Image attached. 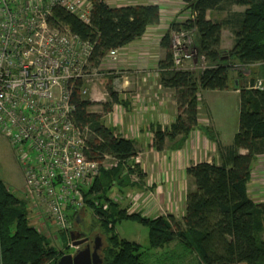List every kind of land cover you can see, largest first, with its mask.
Segmentation results:
<instances>
[{
  "label": "trees",
  "instance_id": "obj_1",
  "mask_svg": "<svg viewBox=\"0 0 264 264\" xmlns=\"http://www.w3.org/2000/svg\"><path fill=\"white\" fill-rule=\"evenodd\" d=\"M180 1L193 13V18L170 21L160 39L165 55L158 63L160 83L174 90L178 114L166 131L155 130V147L161 150L165 138L185 139L197 127L201 91L233 88L240 93L234 150L219 165L202 161L186 168L195 189L187 193L180 224L171 222L170 217L148 218L139 212L128 213L107 191L113 182L123 185L128 178L122 175L126 166L128 173L137 169L136 163L128 164L136 152L133 141L114 135L101 115L90 111L91 101L74 92L73 120L79 127H85L81 131L87 129L92 137L86 139L89 158L99 159L108 154L117 159L114 166L101 169L84 194V208L98 216V230L106 236L101 264H149L143 260L144 251L138 243L121 238L113 230L115 221L123 218L137 220L148 227V248L163 249L177 242L185 252L195 255V263L191 264H264V201L253 202L247 192L251 164L264 155V0ZM86 2L88 23L60 7H54L51 18L56 26L65 25L93 44L90 56L93 66L100 64L109 49L122 48L135 41L160 19L158 4L111 6L105 0ZM233 5L244 8L232 10ZM208 11L232 13L213 20L206 17ZM225 26L231 27L233 34L230 49L221 48ZM181 31L194 35V47L201 56L197 58L208 62L205 68L192 71L175 67L171 35ZM231 63L244 66L258 63L256 70L263 78V89L252 88L251 82V88L243 87L240 84L243 72L231 78ZM109 96L117 101L113 91H109ZM215 142L219 153L227 149L216 139ZM239 149H245L246 153L239 154ZM27 201L30 202L28 198L16 197L0 180V264H56L66 252L57 251L40 226L31 224L33 205ZM68 246L65 249H70Z\"/></svg>",
  "mask_w": 264,
  "mask_h": 264
},
{
  "label": "built area",
  "instance_id": "obj_2",
  "mask_svg": "<svg viewBox=\"0 0 264 264\" xmlns=\"http://www.w3.org/2000/svg\"><path fill=\"white\" fill-rule=\"evenodd\" d=\"M54 7L89 22L86 0H0V106L8 114L35 110L28 119V134L7 128L2 120L0 131L18 148L26 197L34 210L67 234L71 219L85 205L84 189L100 169L88 156L84 133L62 123L65 116L73 120L74 105L67 96L76 90L86 94L90 83L108 71L90 62L91 42L53 23ZM117 56L118 49H111L102 61H115ZM190 57L173 53L175 67ZM200 63L205 61L200 58Z\"/></svg>",
  "mask_w": 264,
  "mask_h": 264
},
{
  "label": "crops",
  "instance_id": "obj_3",
  "mask_svg": "<svg viewBox=\"0 0 264 264\" xmlns=\"http://www.w3.org/2000/svg\"><path fill=\"white\" fill-rule=\"evenodd\" d=\"M105 1L111 5L108 0ZM115 1L119 3L111 6L158 4L160 19L150 25L140 38L122 47L117 60L101 61L100 65L104 70L118 75L115 80V75L111 77L114 87H117L113 89L117 101H112L111 97L106 101L103 96L107 93L99 95L91 85L88 86V92L89 96L94 95L95 101L86 99L93 101L98 108H102V102H107V108L96 111L97 114L101 115L103 123L113 130L114 135L131 139L134 144L136 152L128 164L136 163L137 169L129 173V182L120 186L121 195L118 191L115 194L120 197L117 199L120 208H125L128 213L139 212L148 218L170 217L171 222L180 224L185 212L187 193L195 189L193 179L186 174V168L202 161L221 164L234 150L232 144L237 131L230 140H225L220 132L209 128V118L201 116V111L207 112L203 95L215 90H204L199 94L202 101L198 106L197 127L185 139L180 136L170 140L165 138L161 150L155 147V130L160 128L166 131L178 114L174 90L160 83L161 69L158 63L165 55L160 39L170 21L180 22L184 19V15L178 10L183 4L180 0ZM233 10L242 11L240 8ZM215 13L216 11H208L206 17L213 20L222 18H218ZM222 35L221 48L230 49L233 41L224 43ZM229 76L236 77L234 74ZM222 91L240 94L239 89ZM202 107L205 109L201 110ZM90 111L95 113L91 109ZM211 129L214 133L210 134ZM214 138L227 149H222L219 153ZM245 152L243 149L238 150L240 154ZM247 192L256 203L264 201V155L258 156L251 164ZM124 195L126 198L122 197ZM75 217L78 219L80 214Z\"/></svg>",
  "mask_w": 264,
  "mask_h": 264
},
{
  "label": "rangeland",
  "instance_id": "obj_4",
  "mask_svg": "<svg viewBox=\"0 0 264 264\" xmlns=\"http://www.w3.org/2000/svg\"><path fill=\"white\" fill-rule=\"evenodd\" d=\"M108 1L111 5H116L119 3L115 0H108ZM134 1L136 2V0ZM237 8L243 9L244 7L236 6V5L231 6L232 10ZM179 13L181 12L179 11ZM228 13L231 14L232 11H228V12L216 11L215 14H217L218 18H221V17H226ZM179 33H189V32L181 31V32L173 33L171 35V46L173 53L176 56L177 55L180 56V53L191 54V57L183 58L180 65L178 66L180 68L192 66L191 69L192 71H199L203 67H206L208 62H205L202 65L200 63V59L198 60L197 58L198 53L194 47V35L192 33L190 34V36L189 34L184 35ZM222 33H223L222 38L224 40V43H230L231 41H233L232 39L233 34L231 27L225 26ZM175 36L177 37V39ZM175 43H182V44L185 43L186 45L185 48L181 49L180 46L178 48L177 46L175 47L174 46ZM248 66L252 68L253 73L251 75L256 76V74H258L256 70L258 68V65L255 66L248 65ZM102 71L104 72V70ZM113 76H114V80L115 78L118 79V75L115 73H111L110 71V73H106L105 75L103 74L99 79L90 83L92 88H96L95 92H97L98 94L100 93L99 95H101L104 92L107 93L104 94L103 96L104 99L106 97V101L108 100V98L110 99L109 91H113L114 88L117 89V87H114L113 79H111V77ZM232 78L234 79V76ZM248 78L249 76L245 75L243 78L240 79L241 80L240 84L243 87L248 86V84H251L248 81ZM90 93H93V91H90ZM82 97L90 98L91 100L95 101L94 95L89 96V92L88 94L87 93L83 94ZM203 97H204L203 103L206 106L208 115H206L207 112L201 111L202 114L201 116L203 118H206V116L209 118L211 124V126L209 125V128H212L215 131L220 132L221 136L225 140H230L232 138V135L238 130L240 95L239 94L235 95L233 92H224L222 90H215L214 92H209L204 94ZM201 101L199 100L200 105H201ZM106 104L107 102L106 103L102 102L101 103L102 108H98L97 104H94V102L91 101L90 109L92 111H95V113L99 112L100 110L104 111V107L107 108ZM202 109L205 108L202 107L201 110ZM206 122L207 120L205 121V123ZM203 126L205 125H202V127ZM212 129L210 134L214 133ZM84 135L86 139L92 138L89 131H87V129L84 130ZM100 162L102 165L104 164L111 165L114 163L109 158L101 159ZM126 173L127 172L124 171L122 175H125ZM0 180L5 183V185L10 189V191L16 197L25 199V195H27V191L25 188L22 160L21 157L19 156L18 148L10 144V142L4 137L1 131H0ZM122 181H124V179ZM126 182H129L128 178L123 183ZM105 188H107L106 185ZM118 188H120V185L117 184V182H113L111 187L107 191V195L114 198V196H116L115 194L117 191H118L117 193L121 195L122 192H120ZM122 197L126 198L125 195ZM117 199L119 198H116V200ZM29 200L30 202L28 201L27 202L29 203L30 206H32V200L31 199ZM121 204L124 205L123 203ZM118 205L120 207V204ZM32 217L34 220L32 219ZM97 218L98 216L95 215L91 211V209L84 208V210L80 213V217L76 221H74V218H72L71 223H72V229L74 226H76V223H83L84 226L87 227L86 234L90 236L91 239H94L96 238V236H98L100 241L99 253L100 252L102 253V250L106 245V236L101 231L98 230ZM30 222L37 228H39L40 226V229H42L41 232H43L47 236L49 240V244L55 247L57 251L63 250L66 253L68 252L74 253L76 251V249L73 246L72 247L68 246L70 247V249L68 248L65 249V246L68 241L67 234L57 230L42 211H36L32 208V212L30 214ZM113 230L121 238L138 243L141 249L144 251L143 260L147 261L149 264L195 263V259H196L195 255L185 252V250L177 242H172L167 246H165L163 249L155 250L148 248V227L145 224L138 222L137 220L126 219V218L117 220L115 221ZM183 252H185V254Z\"/></svg>",
  "mask_w": 264,
  "mask_h": 264
},
{
  "label": "bare ground",
  "instance_id": "obj_5",
  "mask_svg": "<svg viewBox=\"0 0 264 264\" xmlns=\"http://www.w3.org/2000/svg\"><path fill=\"white\" fill-rule=\"evenodd\" d=\"M178 10L184 15V18H187V17H190V19L193 18V13H190L187 9L184 8V6H180L178 8ZM112 49H118V56L120 54V50L121 48H112ZM182 49V48H181ZM111 50V49H109ZM108 50V51H109ZM107 51V53H108ZM106 53V54H107ZM118 56H117V59H118ZM197 56L201 57L200 55L197 54ZM116 59V60H117ZM255 65H259L258 63L256 64H252L250 66H255ZM238 72H244V76L247 75L249 76L248 78V81L253 83V86L252 88H260L261 90L263 89L262 86H263V78L261 75H258L256 74V76H253L251 75L253 73L252 71V68L249 67V66H244V65H241L239 63H231L230 67H229V75H237ZM255 74V73H254ZM253 76V77H252ZM247 88H251V84H248V86H246ZM74 92H77V94L79 96L82 97L83 94H81L79 91H74ZM174 97H175V93H174ZM67 99L68 101H71L73 103V100H74V93L71 94L69 93L68 96H67ZM176 100V99H175ZM74 105V104H73ZM74 111V110H73ZM35 114V110L31 107H29L25 113L23 114H8L7 113V109L4 107V106H0V120H2L4 122V124L6 125L7 128L11 129V130H18V131H22L23 133L25 134H28L29 132L32 131V128L30 127L29 123H28V119ZM62 123L65 124V125H68V126H71V128H73L74 130H77V131H81L83 130L84 128H81L79 127L74 120H72L70 117H67L65 116L64 119L62 120ZM63 131V130H62ZM84 133V131H82ZM170 140V139H169ZM245 150V149H243ZM246 151V150H245ZM246 153V152H245ZM244 153V154H245ZM240 154V153H239ZM109 156V157H104V156ZM105 158H109L111 159L114 163L111 164V165H102L100 160L101 159H105ZM95 161H97L99 164H100V169H99V174L95 177L97 178L99 175H100V172H101V169L104 167V168H110L112 166H114L116 163H117V159L111 155H108V154H104L101 158L99 159H93ZM128 166L125 167V170L127 173L125 175H129L128 171H127V168ZM94 178V179H95ZM129 178V177H128ZM94 179L91 181V183L89 184L88 187H86L84 189V194L85 192L88 190V188L90 186H92V182L94 181ZM85 184H88V182H86ZM116 198H118V196L114 197L113 199L118 203V201L116 200ZM120 198V197H119ZM253 202H255L253 200ZM256 203V202H255ZM84 208V207H83ZM45 229V228H44ZM40 231H42V229H40ZM68 237V236H67ZM69 244H72V240L70 239V236L68 237V241H67V245ZM101 255V252L99 253ZM102 257V256H101Z\"/></svg>",
  "mask_w": 264,
  "mask_h": 264
},
{
  "label": "water",
  "instance_id": "obj_6",
  "mask_svg": "<svg viewBox=\"0 0 264 264\" xmlns=\"http://www.w3.org/2000/svg\"><path fill=\"white\" fill-rule=\"evenodd\" d=\"M235 86L237 85V80L234 81ZM78 215V214H77ZM77 220V218H76ZM70 239L72 240V246L78 248L81 244L87 241L88 238H79V234L75 230L69 232ZM94 247L90 250L87 244L83 249H76L74 253L63 254L57 260L56 264H101L102 257L99 254V237L93 239Z\"/></svg>",
  "mask_w": 264,
  "mask_h": 264
},
{
  "label": "flooded vegetation",
  "instance_id": "obj_7",
  "mask_svg": "<svg viewBox=\"0 0 264 264\" xmlns=\"http://www.w3.org/2000/svg\"><path fill=\"white\" fill-rule=\"evenodd\" d=\"M83 210H84V208L78 210L77 214H80ZM73 218H74V221H76V217H73ZM72 230H75L79 234L80 239L88 238L86 242H84L78 248H75V249H83L88 244L90 247V250H93V247H94L93 239H91V237L86 234L87 227H85L83 223H76V226H74ZM68 253H70V252H68ZM64 254H66V253H64Z\"/></svg>",
  "mask_w": 264,
  "mask_h": 264
},
{
  "label": "clouds",
  "instance_id": "obj_8",
  "mask_svg": "<svg viewBox=\"0 0 264 264\" xmlns=\"http://www.w3.org/2000/svg\"><path fill=\"white\" fill-rule=\"evenodd\" d=\"M75 248V247H74Z\"/></svg>",
  "mask_w": 264,
  "mask_h": 264
}]
</instances>
